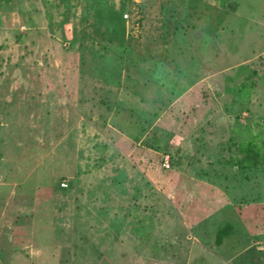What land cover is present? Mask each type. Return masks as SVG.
Here are the masks:
<instances>
[{"label": "rangeland", "instance_id": "374dc122", "mask_svg": "<svg viewBox=\"0 0 264 264\" xmlns=\"http://www.w3.org/2000/svg\"><path fill=\"white\" fill-rule=\"evenodd\" d=\"M0 264H264V0H0Z\"/></svg>", "mask_w": 264, "mask_h": 264}, {"label": "trees", "instance_id": "16d2710c", "mask_svg": "<svg viewBox=\"0 0 264 264\" xmlns=\"http://www.w3.org/2000/svg\"><path fill=\"white\" fill-rule=\"evenodd\" d=\"M235 230V225L231 222L223 223L217 230H216V243H220L222 238L225 236L230 235Z\"/></svg>", "mask_w": 264, "mask_h": 264}]
</instances>
